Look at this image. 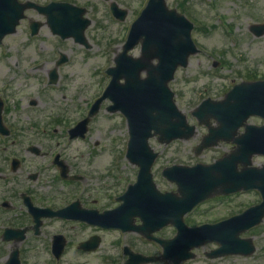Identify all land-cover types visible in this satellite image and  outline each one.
<instances>
[{"label":"flooded vegetation","instance_id":"af4514ba","mask_svg":"<svg viewBox=\"0 0 264 264\" xmlns=\"http://www.w3.org/2000/svg\"><path fill=\"white\" fill-rule=\"evenodd\" d=\"M18 2L27 7L24 18L0 44V60L6 61L7 70L5 77H0V264H8L12 254L20 264H44L45 261L59 264L76 261L78 257H93L102 251L105 238L114 235L115 241L110 248L105 247L100 257L104 262L124 264L131 253L159 256L158 244L141 237L139 232L103 228V214L122 205L119 198L127 186L123 184L119 193L113 192L104 180L101 162L105 145L98 137L92 141L91 126L102 111L107 114L108 111L102 103L90 117L101 90H92L96 85L92 77L83 75L82 68L77 75V68L73 67L74 60L76 63L80 60L83 70L90 69L92 57L89 55L94 52L107 55L110 51L107 39L124 35V21L120 18L126 10L125 0ZM48 6L53 7L44 9ZM0 10L7 11V6H1ZM55 28L73 30L59 32ZM66 35L70 38H62ZM81 35L84 42L74 38ZM7 40L8 46L3 52ZM107 68V62L100 66V79L107 81ZM99 84L106 86L101 80ZM223 94L215 99H222ZM249 123L262 124L257 118L250 119ZM78 124L84 126L78 127ZM211 125L215 126V122ZM197 130L193 139L199 142L207 130L204 127ZM80 132H84L82 137L78 136ZM243 132L244 128H240L236 135ZM235 148L223 142L216 147L224 151L221 155ZM163 180L173 189H159L161 192L175 190L172 183ZM233 197H215L204 203H211L210 206H196L185 215L184 223L188 227L213 225L235 216L234 204L230 203ZM227 202V212L221 213ZM134 203L138 210L141 199L137 193ZM155 204L156 196L149 193L154 219ZM83 213L86 219L81 218ZM209 216L214 218L207 219ZM132 224L136 228L142 225L137 216ZM156 229L155 237L163 240L173 238L176 233L171 226L160 228L157 234ZM86 242L89 248L94 242L99 245L95 251L88 252L81 248ZM213 250L214 245H205L195 251L192 261L181 264H189L198 257L203 261L197 264H220L221 260L237 258L207 259L206 254Z\"/></svg>","mask_w":264,"mask_h":264},{"label":"water","instance_id":"95a60500","mask_svg":"<svg viewBox=\"0 0 264 264\" xmlns=\"http://www.w3.org/2000/svg\"><path fill=\"white\" fill-rule=\"evenodd\" d=\"M4 5H7V12L0 10V41L4 35L14 31L24 9L23 6L16 3V0L7 2L0 0V7ZM190 29L189 23L176 16L174 11L166 9L163 0H150L141 16L131 26L123 51L115 59V67L108 70L111 81L104 97L113 103L109 107L110 111H120L126 117L130 137L127 158L140 168L138 183L129 187L126 196L132 198L134 191L137 190L142 197L141 206L149 205L146 202L148 197L146 190L150 183V167L156 156L149 149L148 139L158 135L160 142L168 143L171 139L189 138L194 132V127L187 125L185 117L174 105L173 94L168 88V83L173 79L176 68L185 67L188 57L196 53L189 37ZM251 31H255L260 36L264 34V25L253 26ZM138 43L141 44V56L133 58L128 55V52ZM154 60L157 61L155 65L152 64ZM141 73H145V78H141ZM121 79L124 81L123 84L120 83ZM230 94L232 101L224 102L221 108L234 117L236 127L242 125L250 115L264 118V82L236 86ZM100 102L101 100L93 106V110L98 109ZM209 104V102L202 103L193 115L201 119L204 113H208L206 116L208 118L213 112L206 110L216 109ZM247 129V135L234 140L238 148L231 157L208 168L179 169L180 171L177 173L182 174L183 178L175 181H182L185 184L189 182L190 185L181 188L186 191L181 192L180 200L176 201L173 198L174 219L181 217L189 210L193 201L201 200L210 191L214 192L219 189L229 193L257 189L262 195L263 203L249 209L237 219V222L245 223L242 227L246 229L261 221L264 215V166L261 169L248 168L247 166L251 164L252 155H264V126L261 128L248 127ZM227 133L229 132L219 130L213 134L222 138L223 134ZM212 140L208 138L203 146H209ZM238 163L243 166L241 171L235 169ZM199 182H210L212 186H193L194 183ZM126 211L118 212L116 210L114 213L121 214H114L108 218L111 226L122 223L124 217L130 221L134 214L141 216L145 224L153 223V219L149 218L148 209L141 207L135 210L132 205L127 207ZM179 232V237L176 240L188 235L183 230ZM204 232L206 231L192 230L187 236L189 242L179 243L178 240L173 246L167 245L165 255L170 257L169 255L173 252L174 255L181 254L185 246L201 244L208 236ZM209 239L220 244V254L244 252V248L248 246L247 242L239 240L224 241L219 235H211Z\"/></svg>","mask_w":264,"mask_h":264},{"label":"rangeland","instance_id":"374dc122","mask_svg":"<svg viewBox=\"0 0 264 264\" xmlns=\"http://www.w3.org/2000/svg\"><path fill=\"white\" fill-rule=\"evenodd\" d=\"M145 2L146 0H125L128 15L123 24L126 26L123 37L127 34V27L137 17ZM167 2L194 24L192 38L200 51L189 59V64L185 69H179L176 72L174 81L170 84L175 103L185 115L188 116L201 99L208 97L209 94L213 95L210 96L212 98H219L220 94L228 89L230 81L238 83L252 77L264 79V36L254 38L248 31L251 24L264 23V0H167ZM121 37L107 39L110 50L107 55L95 52L89 55L92 57L90 69L83 70V66L79 65L80 60H77V63L74 60L73 67L77 68L76 74L79 75V68H82L81 73L88 74L96 83L92 90L96 88L103 90L104 86L99 82L101 80L106 84V81L100 79V66L106 62L112 66V52L119 49L122 44ZM7 46L8 40L3 44V52ZM137 53V50L133 52L134 55ZM214 62L218 64L216 68L212 67ZM6 73V61L2 58L0 60V77L4 78ZM204 88H207L208 92L205 96H203ZM105 106L106 104L103 105V107ZM91 135L92 141H97L99 138V142L101 141L105 145L101 162V165L104 166L103 177L108 183L109 189L113 188L115 190L113 192L119 193L123 184L127 186L134 182L137 172V169L129 165L123 157L128 140L125 120L118 113L110 115L102 111L91 126ZM195 144V139L189 142L172 143L168 146L159 145L155 140H151V147L159 153L153 169V176L160 190L173 189L160 176L163 168L180 163L186 165L188 163H210L224 152L222 149H215L200 157H194L192 153ZM76 146L82 147V145ZM191 156L194 157V160L189 159ZM190 160L191 162H188ZM254 163L263 164L264 159H254ZM257 201V196L254 193H249L238 196L232 203L235 207L237 204H242L238 210L234 208L235 213H239L248 206L247 203L251 205ZM228 204V202L225 203V210H222L221 213L227 212ZM208 205L210 206L211 203ZM210 218L214 217H207V219ZM247 236L254 237L257 247L256 255L250 260H221L220 264H264V222ZM114 239H116L115 235L105 238L106 244L102 251L93 257H78L76 261H64L60 264H107L109 262H103L100 257L106 250L105 247L110 248ZM141 247L143 246L141 245ZM202 261L203 259L198 257L189 264H197ZM44 264L51 263L45 261Z\"/></svg>","mask_w":264,"mask_h":264}]
</instances>
